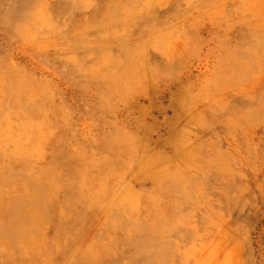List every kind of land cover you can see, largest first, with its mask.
<instances>
[{"label": "rangeland", "instance_id": "obj_1", "mask_svg": "<svg viewBox=\"0 0 264 264\" xmlns=\"http://www.w3.org/2000/svg\"><path fill=\"white\" fill-rule=\"evenodd\" d=\"M99 156L118 160L109 179ZM5 164L1 213L44 170L53 196L47 221L0 242V264H137L108 226L141 203L179 226L166 264H264V0H0ZM174 176L189 186L152 206Z\"/></svg>", "mask_w": 264, "mask_h": 264}, {"label": "bare ground", "instance_id": "obj_2", "mask_svg": "<svg viewBox=\"0 0 264 264\" xmlns=\"http://www.w3.org/2000/svg\"><path fill=\"white\" fill-rule=\"evenodd\" d=\"M21 0H15V3H17V5L19 4ZM87 2V1H86ZM85 2V3H86ZM91 2V1H90ZM85 6V5H84ZM88 7V6H87ZM19 14V13H17ZM45 15V14H44ZM251 32V31H250ZM248 33V32H247ZM252 34V32H251ZM246 38V37H245ZM103 69V68H102ZM101 69V70H102ZM99 73V72H98ZM132 79V78H130ZM23 86V85H22ZM20 91V90H19ZM44 94V93H43ZM4 97H6L8 95V91L4 92ZM15 95V94H14ZM42 95V94H41ZM21 96V94H20ZM8 97V96H7ZM42 97V96H41ZM45 98V97H44ZM39 99V97H38ZM35 100V98H34ZM41 100V99H39ZM33 101V100H32ZM13 102V101H12ZM10 103V100H9ZM11 104V103H10ZM44 104V103H43ZM16 105V104H15ZM28 106V105H27ZM25 106V107H27ZM34 108V107H33ZM26 110V109H25ZM30 110V109H29ZM42 110V109H40ZM37 113V112H36ZM48 127V126H47ZM44 128V127H43ZM55 134V133H54ZM53 136V135H52ZM124 142H127V139L124 138ZM49 142V141H48ZM119 143L122 144L123 140H119ZM129 143V141H128ZM105 144V143H103ZM66 148V147H65ZM63 149L62 154H67L69 152V150ZM112 150H114L116 147L113 146L111 147ZM109 150V149H108ZM23 152V151H22ZM29 153V152H28ZM33 153V152H32ZM222 154V153H221ZM220 154V155H221ZM6 157V156H5ZM79 154H74V158H78ZM81 157V156H80ZM79 157V158H80ZM83 157V156H82ZM100 157V156H99ZM184 157V156H183ZM223 157V156H222ZM196 158V157H195ZM217 158V157H216ZM14 159V158H13ZM16 159V158H15ZM14 159V160H15ZM24 159V158H23ZM218 159V158H217ZM17 160V159H16ZM26 160V159H25ZM83 160V159H82ZM95 164L93 165L95 167V169H97V174L99 176H102L105 179H109L111 174V170L116 167V164L118 163L117 159L113 158V157H96L95 158ZM222 160V159H221ZM220 160V161H221ZM13 161V160H12ZM46 161V160H45ZM184 161V160H183ZM182 161V162H183ZM218 161V160H217ZM223 161V160H222ZM8 162V161H7ZM6 162V163H7ZM14 162V161H13ZM20 162V160H19ZM83 162V161H82ZM117 162V163H116ZM185 162V161H184ZM195 162V161H194ZM21 163V162H20ZM85 163V162H84ZM223 163V162H222ZM45 164V163H44ZM86 164V163H85ZM192 164V163H191ZM197 164V163H195ZM47 165V164H46ZM82 165V164H81ZM89 165V164H87ZM86 165V166H87ZM91 165V163H90ZM183 165V164H182ZM181 165V166H182ZM194 165V164H193ZM191 165V166H193ZM199 165V164H197ZM10 164H5V166H3L1 169L2 170H7L9 168ZM201 165H199L200 167ZM13 167V166H12ZM196 167V166H195ZM87 168V167H86ZM194 168V167H192ZM177 169V168H176ZM187 169V168H186ZM189 169V168H188ZM9 170V169H8ZM11 170V169H10ZM88 170V169H87ZM172 170V169H171ZM201 170V168H200ZM203 170V169H202ZM225 170V169H223ZM85 171V168H84ZM180 171V170H179ZM196 171H198V169H196ZM195 171V172H196ZM221 171V170H220ZM50 172V171H49ZM81 172V171H80ZM185 172V171H184ZM183 172V173H184ZM190 172V171H189ZM193 172V171H192ZM200 172V171H199ZM3 173V172H2ZM79 173V172H77ZM188 173V171H187ZM205 173V172H204ZM233 173V172H232ZM45 174L46 171L44 170L42 173H40L37 177H36V183L38 184V190L35 191L33 194L30 193V198H24V197H17L16 201H17V205H19V207H15V206H11L6 208L5 210H3V212L1 213L4 221H6L8 223V226H10L11 230H12V234H9L7 231L3 232L2 234H0V242L8 244L10 243V238L18 235L16 234L17 232H19V230H23V228L26 229H30V228H36L38 227V225L40 224V222L42 221H47L48 218L50 217L49 213V207L48 204L51 201V197L53 196L52 193V189L49 187L47 188L46 183H45ZM48 174V172H47ZM83 174V173H82ZM185 174V173H184ZM167 175V174H166ZM178 175V174H177ZM186 175V174H185ZM194 175V174H193ZM230 175V174H229ZM234 175V174H233ZM208 176V175H206ZM49 177V175H48ZM167 178V177H166ZM192 178V177H191ZM190 178V180H192ZM234 178V176L232 177ZM78 179V178H77ZM186 178L184 177H180V176H174L171 177L169 179H167L166 183L162 184V187L160 188V195H155V196H151L149 197L148 201L150 202V204L152 203H156V202H163V193H165V190L167 189H171L172 186L176 185L177 182H183V185H187L189 186V183L185 180ZM207 179V178H206ZM94 180V178H93ZM166 180V179H165ZM203 180V179H202ZM201 180V182H202ZM92 181V180H91ZM90 181H88L89 183ZM78 183V182H77ZM91 183V182H90ZM53 183H49V186H52ZM85 184V182L83 183ZM203 184V183H202ZM90 186V185H89ZM68 187V186H67ZM70 187V186H69ZM69 187L67 189H69ZM80 187V186H79ZM72 188V187H71ZM77 188V187H76ZM75 188V189H76ZM198 188V186L196 187ZM74 189V190H75ZM84 189V188H83ZM89 189V188H88ZM88 189L86 191H88ZM205 189V188H204ZM62 190V189H61ZM208 190V189H207ZM78 191V190H77ZM158 191V190H157ZM204 191V190H203ZM202 191V192H203ZM60 192V191H59ZM135 193V192H134ZM193 193V192H192ZM205 193V192H204ZM59 194V193H58ZM141 194V193H140ZM154 194V193H151ZM63 195V194H62ZM80 195V194H79ZM90 195V194H89ZM139 195V194H138ZM187 195V194H186ZM140 196V195H139ZM159 196V197H158ZM201 197V196H199ZM203 197V196H202ZM201 197V198H202ZM56 198V197H55ZM55 198H53L54 200H56ZM80 198V197H79ZM187 199L190 198V195L186 197ZM12 199V198H11ZM125 199L129 200L128 197H125ZM203 199V198H202ZM9 200V199H8ZM126 200V201H127ZM139 200V198H138ZM28 201V202H27ZM58 201H60L58 199ZM83 201V200H82ZM132 202V200H130ZM141 201H142V196H141ZM198 201V199H197ZM189 202V201H188ZM53 203V202H52ZM125 203V202H124ZM161 203V202H160ZM195 204V202H194ZM82 204L78 201L74 204L72 211L74 212V215H81L82 213ZM52 206V205H51ZM70 206V205H69ZM153 206V204H152ZM158 206V205H156ZM53 207V206H52ZM135 206H133L132 209L128 210H123L121 208H118L116 210V218L118 219L117 221L115 220L114 223H111L108 227L111 229H114L117 232V235L119 237H116L115 239L110 241V244L114 243L117 245V247H121L122 250V255L127 256L129 255V252L131 250H137V253L133 255H129L131 256V260L132 263H142L143 261L145 262V264H166L169 260H170V256L171 253L173 251V245H174V233L175 231L178 232L177 230H179V226H177L176 221L174 224L172 225H167V226H161L164 222L163 220H161L162 218H166L168 219V222L171 224L170 221L171 220V216L170 214L172 213L170 208L165 207H159V208H155L153 207L152 210L148 209L147 207H143V204H139L137 206V208H134ZM184 207V206H183ZM197 207V206H196ZM58 208V207H57ZM147 209L151 212V214L156 213V215H158V217L155 220L154 225H150L147 223V221H145L142 218V214H143V209ZM173 208V207H172ZM195 208V207H194ZM202 208V207H201ZM61 209V208H60ZM159 209L160 213L157 211ZM192 209V208H190ZM197 209V208H196ZM51 210V209H50ZM53 210V209H52ZM187 210V209H186ZM182 211V210H181ZM197 211V210H196ZM199 211V208H198ZM72 212V213H73ZM153 212V213H152ZM177 212V211H175ZM196 213V212H195ZM54 214H51V216ZM173 215V214H172ZM176 215V214H175ZM182 215V214H181ZM197 215V214H196ZM169 216V217H168ZM193 216V215H192ZM205 216V215H204ZM1 217V216H0ZM65 219L68 218L67 213L64 216ZM119 218H123L124 221L128 219L127 222L122 223L123 219H119ZM173 218V217H172ZM58 219V218H57ZM180 220H182V218H179ZM194 220V219H193ZM192 220V221H193ZM67 221H70L67 220ZM67 221H64V224H66ZM123 221V222H124ZM191 221V222H192ZM195 222V221H194ZM52 223V222H51ZM127 223V225H126ZM73 224H78V220L73 221ZM124 224V225H123ZM129 227V231H127V228ZM182 227V226H181ZM190 228V227H189ZM7 229V228H6ZM153 229V230H152ZM62 230V229H61ZM200 230V229H199ZM14 231V232H13ZM24 231V230H23ZM113 231V230H112ZM111 231V232H112ZM110 232V233H111ZM120 232H123L124 234H121ZM144 232H148L150 234V236H148V240H149V244L152 245L151 249L149 251H144V240L146 239V233ZM190 233V230L187 231ZM186 232V233H187ZM184 232V234H186ZM178 235V234H177ZM20 238H24L26 237L25 233H20ZM179 236V235H178ZM184 236V235H183ZM182 236V237H183ZM186 236V235H185ZM181 237V236H180ZM177 238V237H176ZM147 240V239H146ZM147 240V241H148ZM179 242H177L178 244ZM182 243V242H181ZM181 245V244H180ZM185 245V244H184ZM188 245V244H187ZM118 248V249H119ZM14 253V250H12V254ZM97 254V253H96ZM95 254V255H96ZM131 254V253H130ZM98 255V254H97ZM120 254H118L119 256ZM176 256V255H175ZM80 257V256H79ZM78 257V258H79ZM16 258V257H15ZM13 259V258H12ZM174 259V258H173ZM24 260V259H23ZM88 260V259H87ZM97 259H89L88 261L90 262V264H95V263H99ZM178 260V259H177ZM82 261V260H81ZM81 261L79 259L76 260L77 263H81ZM176 261V260H175ZM75 262V263H76ZM173 263V261H172ZM170 263V264H172Z\"/></svg>", "mask_w": 264, "mask_h": 264}]
</instances>
